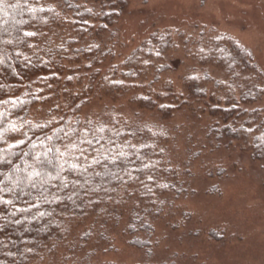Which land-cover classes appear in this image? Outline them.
<instances>
[{
    "label": "trees",
    "instance_id": "trees-1",
    "mask_svg": "<svg viewBox=\"0 0 264 264\" xmlns=\"http://www.w3.org/2000/svg\"><path fill=\"white\" fill-rule=\"evenodd\" d=\"M125 3L0 0V264H38L66 243L78 225L93 221L90 230L95 223L119 224L127 205L133 211L129 230L148 236L135 237L133 243L150 249L155 229L151 213L162 203L160 191L177 190L179 195L185 189L184 184L177 187L172 179L176 170L165 157L169 131L119 116L110 104L104 112L84 111L95 96L117 102L132 92L145 74L139 60L152 61L148 57L162 55L173 41L168 35L155 37L126 60L118 75L111 70L99 78L97 69L84 83L82 67L73 64L80 62L81 51L90 55L96 50L75 48L74 59L70 46L79 40L76 32L92 33V20L102 22L98 33L107 30ZM205 44L202 59L232 83L241 74L256 78L260 73L252 52L235 40L220 35ZM169 68L159 67L156 80ZM212 78L207 73L191 77L192 95L205 97ZM221 79L215 80L217 86ZM238 85L239 97L231 86L224 102L219 99L210 107L220 123L211 126L209 135L217 146L243 139L264 167V112L240 107L262 98L264 87L251 79ZM141 88L131 97L134 106L158 112L163 119L173 116L178 97L164 101L151 86ZM165 90L173 97L172 89ZM52 94L63 100L62 107L53 108L56 116L34 117L32 108Z\"/></svg>",
    "mask_w": 264,
    "mask_h": 264
},
{
    "label": "rangeland",
    "instance_id": "rangeland-1",
    "mask_svg": "<svg viewBox=\"0 0 264 264\" xmlns=\"http://www.w3.org/2000/svg\"><path fill=\"white\" fill-rule=\"evenodd\" d=\"M89 24L95 25L93 32H76L79 40L70 46L76 60L75 48L96 50L91 56L81 51L80 62L73 64L82 67L86 84L97 69L99 78L111 70L121 73L126 60L155 37L168 35L173 40L162 55L148 57L152 61L139 60L145 74L132 92L117 102L95 96L84 111L104 112L110 104L119 116L169 131L165 157L176 170L172 179L185 189L179 195L177 190L160 191L162 203L151 213L155 229L150 249L133 243L135 237L148 236L129 230L133 211L127 205L119 224L95 223L90 230L93 221L78 225L66 243L38 264H264V167L243 139L217 146L209 135L211 126L220 123L210 107L219 99L224 102L227 89L233 86L239 97L238 83L245 79L264 87V0H126L107 30L98 33L99 20ZM220 35L252 52L260 71L256 78L241 74L232 83L231 77L202 59L207 52L205 42ZM166 64L171 68L156 80L157 69ZM206 73L213 80L207 83L205 97L197 99L190 78H203ZM217 79L222 80L219 86ZM138 86L147 91L151 86L153 93L161 92L167 98L164 101L178 97L173 116L163 119L158 112L134 106L130 101ZM164 88L172 89L173 97ZM54 96L34 106L31 114L40 118L52 112L56 116L57 108H53L62 107L63 100L58 102ZM240 107L264 112V96Z\"/></svg>",
    "mask_w": 264,
    "mask_h": 264
}]
</instances>
